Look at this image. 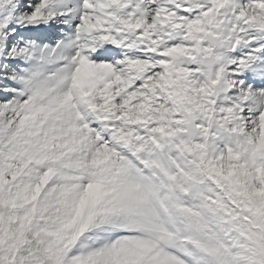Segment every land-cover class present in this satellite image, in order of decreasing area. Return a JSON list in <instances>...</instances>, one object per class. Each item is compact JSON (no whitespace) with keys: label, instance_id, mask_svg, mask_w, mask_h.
I'll use <instances>...</instances> for the list:
<instances>
[{"label":"snow or ice","instance_id":"obj_1","mask_svg":"<svg viewBox=\"0 0 264 264\" xmlns=\"http://www.w3.org/2000/svg\"><path fill=\"white\" fill-rule=\"evenodd\" d=\"M0 264H264V0H0Z\"/></svg>","mask_w":264,"mask_h":264}]
</instances>
